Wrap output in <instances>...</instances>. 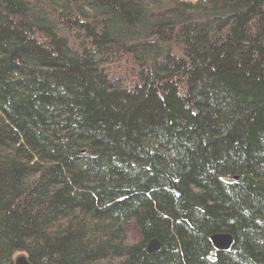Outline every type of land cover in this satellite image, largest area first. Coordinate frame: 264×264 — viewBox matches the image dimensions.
<instances>
[{
  "label": "trees",
  "instance_id": "obj_1",
  "mask_svg": "<svg viewBox=\"0 0 264 264\" xmlns=\"http://www.w3.org/2000/svg\"><path fill=\"white\" fill-rule=\"evenodd\" d=\"M16 254L264 264V0H0V264Z\"/></svg>",
  "mask_w": 264,
  "mask_h": 264
},
{
  "label": "water",
  "instance_id": "obj_2",
  "mask_svg": "<svg viewBox=\"0 0 264 264\" xmlns=\"http://www.w3.org/2000/svg\"><path fill=\"white\" fill-rule=\"evenodd\" d=\"M176 195H179V191L174 190ZM209 240L213 248L217 251H226L230 248L233 243V237L228 233H213L209 236ZM157 247L155 240L151 241L148 245V252L154 251V248ZM156 249V248H155ZM14 264H30L26 258L19 256L14 259Z\"/></svg>",
  "mask_w": 264,
  "mask_h": 264
},
{
  "label": "rangeland",
  "instance_id": "obj_3",
  "mask_svg": "<svg viewBox=\"0 0 264 264\" xmlns=\"http://www.w3.org/2000/svg\"><path fill=\"white\" fill-rule=\"evenodd\" d=\"M125 234H126V230H125ZM128 237H129V239H130L131 241L137 239V232H136V230H135L134 228L131 227V228L128 230ZM17 255H18V254H16L14 257H16Z\"/></svg>",
  "mask_w": 264,
  "mask_h": 264
}]
</instances>
